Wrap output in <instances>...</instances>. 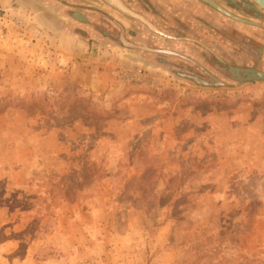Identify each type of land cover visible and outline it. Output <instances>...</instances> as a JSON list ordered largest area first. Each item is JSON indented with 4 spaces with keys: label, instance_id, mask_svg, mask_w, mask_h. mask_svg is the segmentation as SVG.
<instances>
[{
    "label": "rangeland",
    "instance_id": "rangeland-1",
    "mask_svg": "<svg viewBox=\"0 0 264 264\" xmlns=\"http://www.w3.org/2000/svg\"><path fill=\"white\" fill-rule=\"evenodd\" d=\"M213 1L247 40L130 42L148 24L108 0H0L23 20L0 37V264H264V11Z\"/></svg>",
    "mask_w": 264,
    "mask_h": 264
},
{
    "label": "flooded vegetation",
    "instance_id": "flooded-vegetation-1",
    "mask_svg": "<svg viewBox=\"0 0 264 264\" xmlns=\"http://www.w3.org/2000/svg\"><path fill=\"white\" fill-rule=\"evenodd\" d=\"M181 1V3H179ZM202 1V0H201ZM233 1H240L237 2V5L241 8H244L245 10L249 9L250 2L248 0H233ZM155 4V2H153ZM162 3V4H161ZM185 3V5L189 6H196L198 9L193 10L192 12H187L186 15H182L185 17L182 18V16L176 14L175 12H178L182 8V4ZM150 5V4H149ZM148 2L143 1V6H149ZM171 12L165 14V9L163 10V6ZM209 5L206 2H200V0H159L155 4V9H150V13L148 14L150 17V22L152 23V26L148 25V32L145 35L146 38H150L153 34L157 38L164 37L163 32H166V34L171 35V38H166L169 40L177 41V42H211L209 39L212 37L210 32H213L215 36L216 34H219V42H242V39H248L246 36L247 32H242V28H233L231 23H224L219 22L216 23L213 21L215 18L213 14L209 13V10L207 7ZM205 7V8H204ZM146 9V7H144ZM212 8V7H211ZM214 8V7H213ZM158 9V10H157ZM163 10V11H162ZM173 10L174 12H172ZM257 11V10H256ZM147 12V11H146ZM201 12H203L201 14ZM257 17H262L263 15L257 11L256 13ZM190 20H192V23L197 24L203 28L202 34H204L208 38L201 37L200 32L195 29L194 25L190 24ZM208 31L210 34L208 35L206 33ZM135 33H138L137 31L133 30V35ZM152 34V35H151ZM195 34V37H194ZM136 35V34H135ZM159 36V37H158ZM252 36H255L254 34ZM138 38V39H137ZM214 39V37H213ZM256 40H252L253 42H260L262 39L258 36H255ZM130 40H125V42H129ZM147 42V39L141 40L139 37L134 36V40L130 42ZM245 41V40H244ZM215 42V41H213ZM242 46V45H241ZM243 47V46H242Z\"/></svg>",
    "mask_w": 264,
    "mask_h": 264
},
{
    "label": "water",
    "instance_id": "water-1",
    "mask_svg": "<svg viewBox=\"0 0 264 264\" xmlns=\"http://www.w3.org/2000/svg\"><path fill=\"white\" fill-rule=\"evenodd\" d=\"M108 1L110 2L111 5L116 6L117 8H119L124 13H126L132 17H135L139 20H142L143 22L152 26V23L149 20H147V18H145L143 15L139 14L138 12L132 10L131 8H129L122 0H108ZM204 1L208 2L212 6L218 8L219 10H222L223 12H226L215 1H213V0H204ZM251 1H253L256 5H258L264 11V0H251ZM253 72L256 74L264 75V73L257 71V70H253Z\"/></svg>",
    "mask_w": 264,
    "mask_h": 264
},
{
    "label": "built area",
    "instance_id": "built-area-1",
    "mask_svg": "<svg viewBox=\"0 0 264 264\" xmlns=\"http://www.w3.org/2000/svg\"><path fill=\"white\" fill-rule=\"evenodd\" d=\"M23 20L13 15V12L0 6V37L7 34L13 27L21 28Z\"/></svg>",
    "mask_w": 264,
    "mask_h": 264
},
{
    "label": "crops",
    "instance_id": "crops-1",
    "mask_svg": "<svg viewBox=\"0 0 264 264\" xmlns=\"http://www.w3.org/2000/svg\"><path fill=\"white\" fill-rule=\"evenodd\" d=\"M36 12H37V10L38 9H34ZM50 14V12H49V10H45L44 9V12H40L39 11V15H49ZM163 34H164V36L166 37V38H171V35H169V34H166V32H163ZM152 35V34H151ZM159 37V36H158ZM166 38H164V37H159V38H157L156 36H155V34H153L152 36H150V38L149 39H147V42H177V41H173V40H169V39H166Z\"/></svg>",
    "mask_w": 264,
    "mask_h": 264
}]
</instances>
